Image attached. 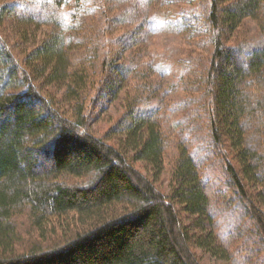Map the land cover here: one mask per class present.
<instances>
[{
	"label": "trees",
	"instance_id": "trees-1",
	"mask_svg": "<svg viewBox=\"0 0 264 264\" xmlns=\"http://www.w3.org/2000/svg\"><path fill=\"white\" fill-rule=\"evenodd\" d=\"M145 3L0 0V264H264V0ZM160 25L188 56L139 59Z\"/></svg>",
	"mask_w": 264,
	"mask_h": 264
},
{
	"label": "rangeland",
	"instance_id": "rangeland-1",
	"mask_svg": "<svg viewBox=\"0 0 264 264\" xmlns=\"http://www.w3.org/2000/svg\"><path fill=\"white\" fill-rule=\"evenodd\" d=\"M6 1H10V0H4V2ZM22 3H28L30 2V0H20ZM143 3H145L146 0H141ZM161 5V8H159V5L153 6V9L155 12H163L162 7L163 6H168L173 8L174 5L170 4H164L163 2L159 1L158 2ZM116 4L120 5L121 7H126L128 4V8L130 9V12H134V7L133 6H139L141 5L140 2H136V1H131V2H117V3H111L110 5H112V7L116 6ZM148 4V3H145ZM156 4V1L153 2L151 5ZM123 10V12H119L115 14L116 10H119L118 8H114L113 10H111V14H115V16L117 17H124L126 15L127 18H131L133 16H130V13L126 12V9ZM132 9V10H131ZM120 11V10H119ZM62 14L65 15L66 12L62 11ZM102 15H106L102 14ZM137 15V13H136ZM160 17V16H158ZM93 17L87 18L88 22L87 25H89L90 23H93L94 21L92 20ZM103 19V24H104V17L102 16ZM134 19V18H133ZM12 19L10 20H5L1 26H0V32L7 38L10 39V37H7V34L9 32V30L11 29V25H12ZM123 28V29H122ZM50 30L51 28H47V27H43L42 30ZM124 29H127L126 26H124L123 24H113V28H112V32L114 35H123L124 34ZM149 34H145L139 41H136V43L133 46V50L135 49V51H138L141 55V57L139 58L140 60L145 59L146 61L150 60V62L152 61L151 59H153L152 54H161L162 56H167L168 54H172L175 57H185L188 56L187 53H183L181 52L183 51H191L193 49L192 44H190L191 42L188 39H185L182 35L178 34V32L171 30L169 28L166 27V25H160L157 29L152 30L149 28ZM104 37H102V41H104ZM114 39V38H113ZM113 41V40H112ZM111 41V42H112ZM109 43L113 44V43ZM135 42V41H134ZM141 50H144V53L146 55H143L141 53ZM18 54V53H17ZM242 62V58L238 57V63ZM150 71H151V66H148ZM172 71V70H171ZM166 72V73H153L152 72V81L156 82L157 86L159 85L161 87V90H159L158 92H163L165 90V88H168L172 83H176L179 81V76H178V72L176 69H173V71L171 72ZM150 77V78H151ZM134 86V85H133ZM138 86V85H135ZM168 101L172 102V104H174V102H176L177 100H179V96L177 94H168L167 96ZM101 99L98 103V107L99 105H101V103H104V100ZM171 104V105H172ZM123 103L121 102H117V101H109L106 102V104L104 105V109L101 111V113H99L98 118L96 120L91 119L92 121V129H96L99 132L103 133L109 126L113 125L115 123V121H117L118 117L120 116V114L122 113L123 110ZM32 106V105H31ZM34 107V105H33ZM36 107V106H35ZM38 109V108H37ZM185 111L186 110H183ZM178 114V113H177ZM176 117V116H175ZM171 137H176V135H178L177 133H175L174 135L169 134ZM174 152H176V150L171 147L169 149V151H167V155H168V159L166 158V166H165V172L163 173V175L161 176L159 182H158V186L163 189V190H167V185L169 183V179H170V160L174 159ZM213 160V159H211ZM138 167H142V164L139 163ZM212 170L214 173L219 175V180L223 179V173H222V168L220 165L219 161H213L212 162ZM147 172V171H145ZM226 220H228V218H225ZM224 224V223H223ZM221 224V225H223ZM234 246V245H233ZM200 257L201 260L203 262V264H232L230 262H221V261H217L214 258L208 256V255H203L202 253H200ZM257 260V259H255Z\"/></svg>",
	"mask_w": 264,
	"mask_h": 264
}]
</instances>
